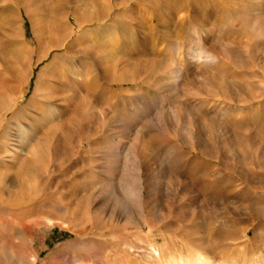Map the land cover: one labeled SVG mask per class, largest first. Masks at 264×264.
I'll return each instance as SVG.
<instances>
[{
    "label": "rangeland",
    "instance_id": "rangeland-1",
    "mask_svg": "<svg viewBox=\"0 0 264 264\" xmlns=\"http://www.w3.org/2000/svg\"><path fill=\"white\" fill-rule=\"evenodd\" d=\"M0 264H264V0H0Z\"/></svg>",
    "mask_w": 264,
    "mask_h": 264
},
{
    "label": "clouds",
    "instance_id": "clouds-1",
    "mask_svg": "<svg viewBox=\"0 0 264 264\" xmlns=\"http://www.w3.org/2000/svg\"><path fill=\"white\" fill-rule=\"evenodd\" d=\"M193 59L194 61L201 63H214L216 58L212 52L206 49H198Z\"/></svg>",
    "mask_w": 264,
    "mask_h": 264
}]
</instances>
